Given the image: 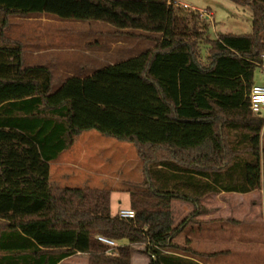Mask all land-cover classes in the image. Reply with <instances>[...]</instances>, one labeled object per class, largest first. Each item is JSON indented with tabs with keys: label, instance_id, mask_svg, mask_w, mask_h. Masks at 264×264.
<instances>
[{
	"label": "trees",
	"instance_id": "trees-1",
	"mask_svg": "<svg viewBox=\"0 0 264 264\" xmlns=\"http://www.w3.org/2000/svg\"><path fill=\"white\" fill-rule=\"evenodd\" d=\"M173 1L0 0V90L28 95L0 105V264H59L77 253L87 254L88 264H131L135 245H144L150 264H199L170 253L183 226L173 225L171 202L190 203L194 215L207 195L260 188L264 118L251 112L248 94L264 56V0H230L251 10L252 32L215 40L206 38L198 13L184 17ZM34 14L159 35L136 75L159 104L151 109L123 95L110 100L172 123L217 125L215 137L189 133L151 142L118 123L110 130L74 124L72 99L48 101L49 69L25 66L21 45L3 37L9 15ZM91 129L136 149L143 180L129 186L133 219L111 216L109 189L49 185V163ZM97 236L127 245L108 255Z\"/></svg>",
	"mask_w": 264,
	"mask_h": 264
},
{
	"label": "rangeland",
	"instance_id": "rangeland-1",
	"mask_svg": "<svg viewBox=\"0 0 264 264\" xmlns=\"http://www.w3.org/2000/svg\"><path fill=\"white\" fill-rule=\"evenodd\" d=\"M143 1H165L169 3V0ZM173 3L184 17H188L190 11L182 9L181 5L208 12V16H198L197 19L201 26L206 25L208 27L206 38L209 40H215L219 34L249 35L252 32L251 10L230 0H174ZM6 19L7 25L3 30V37L21 45L25 66L48 64L50 60L47 57L50 56L54 57L53 60L57 56L61 57L60 61L66 63L64 65L68 73H52L53 89L66 77L70 75L83 76L87 73L86 70L93 69L98 64L95 56L103 58L104 62H109L138 54L141 51L151 52L160 40V36L156 34L118 30L102 22H77L39 14L9 15ZM117 43L121 45L118 46L120 47L119 51L118 48H115ZM122 45L126 46L125 50L121 49ZM206 50L207 45L202 43L200 45L202 60H204ZM81 66L84 67V72L81 71ZM52 69L56 70V67H52ZM253 81L255 84L264 85V57L261 66L254 70ZM20 95L22 93L0 90V102ZM258 115L264 118V107H261ZM93 123L103 128H108L107 126L110 124L90 121H84L80 124ZM126 130L130 129L127 128ZM150 132L151 129L145 138L151 142H160L167 138L177 140L182 135L189 133L195 139H199L205 134H211L215 137L218 127L212 125L204 130H196L183 126V132L179 131L180 133L166 128L156 135H151ZM261 149L262 155H264V128L261 133ZM66 163H73L72 165H77V168L80 169L71 168L65 165ZM49 165L50 186L53 189L67 187L111 190L112 213L128 208L129 186L140 184L143 180L142 163L134 146L127 142L118 141L113 137L104 136L93 129L83 131L74 148L61 154L58 160ZM262 176L264 180V161ZM191 215L192 212L179 217L177 226L182 223L183 227L187 226L189 222L194 220ZM252 217L255 224L264 225L260 213H253ZM182 237L181 244L173 240V244L178 248L170 250V253L194 260L199 264H263V250L235 249L230 251L219 250L213 253L204 252L192 247L187 234ZM123 244L120 242L119 247H122ZM133 249L131 264H150V257L144 253V245H135ZM78 257L67 260L64 264H83L86 258Z\"/></svg>",
	"mask_w": 264,
	"mask_h": 264
},
{
	"label": "crops",
	"instance_id": "crops-1",
	"mask_svg": "<svg viewBox=\"0 0 264 264\" xmlns=\"http://www.w3.org/2000/svg\"><path fill=\"white\" fill-rule=\"evenodd\" d=\"M118 46H121L120 43L115 45V48H118L119 51L120 47ZM123 46L121 49L125 50L126 46ZM148 53L149 51H141L138 54L109 62H104L103 58L95 56L94 58L98 61V64L93 69L89 68V70H86L87 73L83 76L70 75L66 77L64 81L53 89L48 101L50 103H58L64 98L72 99L75 106L72 122L76 125H81L80 123L84 121L110 123L108 126L106 125L108 128L100 126L104 130H110L113 123H118L120 128H129L141 133L144 137H147L150 129V134L156 135V133L165 130L166 127L174 131L183 132V126L195 128L196 130H204L212 126H188L172 123L150 114L146 110L129 109L110 100L111 97L123 95L133 98L138 105L147 108L152 109L159 104L153 89L145 85L136 76L142 70ZM53 58V56L47 57L50 62L41 65L47 67L51 74L54 72L60 74L68 73L65 69V62L60 61L61 57L57 56L54 60ZM52 67H56V70H53ZM80 68L84 72V67L81 66ZM27 97L28 95L26 94L10 97L8 100H1L0 105L6 102L23 100ZM80 135L76 138L73 145L64 152L74 148ZM263 156L261 154V186L259 189L247 194L221 193L205 196L200 201L201 207L199 210L192 215L194 220L189 222L187 226L180 227L179 233L174 239L175 242L181 244L182 236L187 234L192 247L204 252L213 253L219 250L230 251L235 249H259L264 251V225L255 224L252 217L253 213L258 212L264 222ZM72 164L66 163L65 165L76 169L77 165ZM77 169L80 168L78 167ZM127 209H129V203ZM193 210L194 208L190 203L173 200L171 202L173 225L177 226L179 217L186 216ZM110 213L111 216H116L118 213L111 212V194ZM123 243L127 245V242ZM115 244L119 247L120 243L115 242ZM124 244L123 246H125ZM78 256H82L81 259L85 257L83 264H87L88 255L80 253L64 259L59 264H64L67 260ZM262 260L264 264V259Z\"/></svg>",
	"mask_w": 264,
	"mask_h": 264
},
{
	"label": "built area",
	"instance_id": "built-area-1",
	"mask_svg": "<svg viewBox=\"0 0 264 264\" xmlns=\"http://www.w3.org/2000/svg\"><path fill=\"white\" fill-rule=\"evenodd\" d=\"M182 9L189 10L190 12L198 13L199 16H208V12L205 10H197L193 7H189L187 5H181ZM264 57V56H263ZM248 101H249V109L253 114H259L261 107H264V85L260 84H253L250 88L249 94H248ZM120 219H133L135 216L134 211L130 209H122L119 210L117 215ZM97 241L105 244L108 246V249L106 251V254L112 255L115 250L118 248L115 244V242L110 241L104 237L97 236L95 237Z\"/></svg>",
	"mask_w": 264,
	"mask_h": 264
}]
</instances>
